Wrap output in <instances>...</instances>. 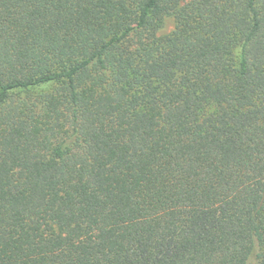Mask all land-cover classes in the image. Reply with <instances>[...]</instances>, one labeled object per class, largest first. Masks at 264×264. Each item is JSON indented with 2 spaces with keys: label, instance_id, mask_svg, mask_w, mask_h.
Wrapping results in <instances>:
<instances>
[{
  "label": "trees",
  "instance_id": "16d2710c",
  "mask_svg": "<svg viewBox=\"0 0 264 264\" xmlns=\"http://www.w3.org/2000/svg\"><path fill=\"white\" fill-rule=\"evenodd\" d=\"M0 264H264V0H0Z\"/></svg>",
  "mask_w": 264,
  "mask_h": 264
},
{
  "label": "rangeland",
  "instance_id": "374dc122",
  "mask_svg": "<svg viewBox=\"0 0 264 264\" xmlns=\"http://www.w3.org/2000/svg\"><path fill=\"white\" fill-rule=\"evenodd\" d=\"M175 21L172 16H166L163 18L162 23L157 31L158 35H163L171 32L174 29Z\"/></svg>",
  "mask_w": 264,
  "mask_h": 264
}]
</instances>
